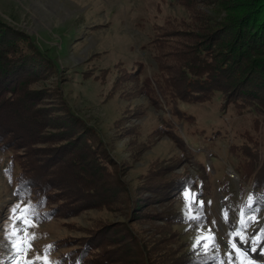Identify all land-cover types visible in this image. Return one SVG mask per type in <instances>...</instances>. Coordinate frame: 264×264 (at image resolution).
<instances>
[{"label":"rangeland","instance_id":"rangeland-1","mask_svg":"<svg viewBox=\"0 0 264 264\" xmlns=\"http://www.w3.org/2000/svg\"><path fill=\"white\" fill-rule=\"evenodd\" d=\"M213 5L195 0H0V68L7 70L0 69V99L12 92L19 100L7 120L16 130L0 146L3 264L14 255L8 233L19 223L11 220V209L21 194L37 213L36 226L25 234V239L36 235L26 253L34 264H44L36 257H43L48 246L49 259L58 264H247L231 249L229 233L264 161V119L253 108L225 106L221 94L201 106L179 104L195 116L192 124H183L186 143L203 148L189 161L177 138L183 126L171 122L177 137L158 129L169 130L170 107L178 108L180 101L168 103L169 95L160 96L151 84L157 64L152 55L157 54L170 65L166 70L173 84L180 85L182 74L172 71L185 67L191 45L230 13H219ZM25 43L34 49L31 55L20 53ZM172 53L184 57L176 61ZM254 59L264 61V54ZM254 62L249 60L244 73L264 75ZM141 64L145 69L135 76L133 69ZM140 76L150 82L147 88ZM254 78L249 82H262ZM258 92L264 96V89ZM217 128L225 133L204 145L202 139ZM243 151H249L247 159ZM235 153L238 160L232 162ZM206 166L208 176L202 174ZM196 174L205 181L206 198L195 188L191 176ZM184 178L193 186L180 196ZM218 184L227 191L221 203ZM200 200L203 218L189 220V211L200 215ZM225 213L233 220H225ZM208 228L215 229L219 246L203 254L193 245ZM260 244L264 247V240ZM242 247L255 264H264L261 247L255 252Z\"/></svg>","mask_w":264,"mask_h":264},{"label":"trees","instance_id":"trees-1","mask_svg":"<svg viewBox=\"0 0 264 264\" xmlns=\"http://www.w3.org/2000/svg\"><path fill=\"white\" fill-rule=\"evenodd\" d=\"M195 2L198 4L211 2L214 4L213 6L217 7V12L220 13L222 9H228L230 11L229 14H235L237 18L229 21V14H226L225 12L224 18L221 19L222 24H211L210 27L205 29V32L208 34L204 35L202 38L200 37L196 39L195 43L191 45V58L187 57L188 62L186 63V66L177 69L178 71H172L174 75L182 74L180 85L173 84L174 80L167 71L169 70L170 65L160 62L159 55H152L153 61L157 64L155 65V72H151V84H155L157 90L160 92V96L169 95L168 103L171 100L180 101V103H178V108L170 107V110L173 113L172 117H174L175 120L169 115L171 121L166 120V123L170 126L169 130L165 127L158 128L162 132L169 131L172 136L175 137H177L176 133L178 131L173 127L171 122L177 125L180 124L182 128L184 123L186 126L190 125L195 119V116L180 109L179 104L205 105V102H209L217 94H221L224 97L225 106H229L230 104L235 105L239 110L253 108L254 112L262 116V119H264V96L260 95L258 92L264 89V75L262 73L256 75V71L254 70H247L244 73L250 59L251 62L255 61L254 67L264 71V61H256V59H254V56H261L264 54V0H195ZM214 20L218 21L215 17L212 21ZM232 27L235 31L232 35H228L226 31L231 32ZM223 34L227 35H224L225 38L221 39ZM20 49V53L24 52L25 55H31L32 50L34 51V49L27 43H25L24 46H20ZM6 50H4V52ZM13 50L14 48H12V51ZM236 50L237 52L235 53ZM40 54L43 57L48 58L44 53L40 52ZM10 56V53H5V59H9ZM171 56L176 61H179L184 57V55L181 54L174 56L173 53ZM233 64L236 65V68H233ZM22 66L23 65L21 64L20 67ZM0 69L2 72H7L3 67ZM144 69L145 65L141 64L139 69H133V73L135 76H139ZM255 76L261 78L262 82H249V80ZM140 77V80L147 88L150 85V82L144 81V78H142V76ZM0 81H2L1 76ZM12 97L13 93L9 92V95H6L4 99H0V111L3 112V115L0 114V146H2L4 142H7V134L16 130L13 129L7 121L9 114L12 113L11 108L16 106L19 102V100L14 101ZM155 97L153 98L155 101L154 104L160 105V103L157 102V99L159 100V98L156 97V99ZM14 103L15 105H13ZM184 128L185 127L183 126L182 134L180 133L181 135L179 134V137L177 138L181 141L182 147L190 161L192 157H196V155L201 153L192 152V149H199L193 135V133L195 134L194 130L190 132L193 135L194 142L197 144L193 148L186 143L183 133ZM199 133L201 134L200 126ZM224 133L225 132L222 133L219 128L213 130L202 139L204 145L208 146L210 141L216 142ZM229 137L231 139L234 138L233 136ZM189 152L193 153V156L190 155ZM252 152H254V150ZM241 153L242 154L240 155L244 159H247V156H249L247 154L249 151H243ZM237 156V153L234 154V157L230 156L232 162L235 158L238 160ZM246 162L244 163L246 164ZM208 170V166L204 167L202 174L206 176L210 175ZM215 175L217 177L216 173ZM199 176L200 175L196 174L191 177L194 179L195 188L200 190V194L206 198L204 195L206 190L204 189L205 181ZM254 181V186L259 187L260 190L264 192V161H262V164L255 175ZM192 186L193 182L184 178L183 181H180L177 192L181 196ZM218 186L220 188V184H218ZM254 196L260 197L262 195ZM255 207L260 211L264 208V201L257 200Z\"/></svg>","mask_w":264,"mask_h":264},{"label":"snow or ice","instance_id":"snow-or-ice-1","mask_svg":"<svg viewBox=\"0 0 264 264\" xmlns=\"http://www.w3.org/2000/svg\"><path fill=\"white\" fill-rule=\"evenodd\" d=\"M188 194L185 193L187 198ZM257 200L264 201V195L260 197H255L252 194H249L245 198L244 209L241 212L240 219L238 224L234 225L229 233V243L233 252L238 253L242 261H246L247 264H255V262L247 255L244 250V246H250L251 251L255 252L257 247H261V255H264V247L261 246V240H264V227H261L255 235H252L248 232V229L252 222L257 219V213L259 209L255 207ZM21 204L24 206L21 207ZM191 206L189 205V208ZM203 201L200 200L198 203V211L200 215H192L191 211L187 213L189 220L199 221L203 218L202 213ZM12 221H18V224H13L10 227L8 233V239L10 241V247L14 250V255L11 256L10 264H21V258H24L23 264H34V261L26 259V253L34 245L33 241L36 239L34 233L27 234L25 239V234L27 233L28 228L35 227V220L37 213L35 212V206L30 203H24V195L21 194L20 202L13 205L12 209ZM225 220L228 219V214H224ZM24 225L25 227H20ZM202 227V225H197ZM3 245H0L2 247ZM219 241L217 240L216 232L214 228H208L204 230V233L200 235L193 245L194 249L199 248L200 253L207 254L209 251L215 252L218 250ZM52 246H48L45 249L43 257L37 256L36 259H43L44 264H58V262L51 261L50 250ZM198 253V254H200ZM231 257V253H229ZM212 258H215L214 256ZM0 264H3L0 261ZM223 264V261L220 262Z\"/></svg>","mask_w":264,"mask_h":264},{"label":"built area","instance_id":"built-area-1","mask_svg":"<svg viewBox=\"0 0 264 264\" xmlns=\"http://www.w3.org/2000/svg\"><path fill=\"white\" fill-rule=\"evenodd\" d=\"M231 175H232L231 172H229V176H230V177H231Z\"/></svg>","mask_w":264,"mask_h":264}]
</instances>
